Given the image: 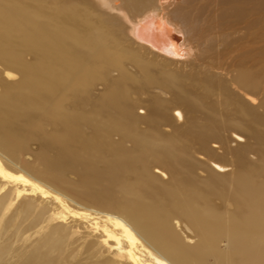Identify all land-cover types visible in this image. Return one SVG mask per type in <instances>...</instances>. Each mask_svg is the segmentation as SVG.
<instances>
[{"label": "bare ground", "instance_id": "6f19581e", "mask_svg": "<svg viewBox=\"0 0 264 264\" xmlns=\"http://www.w3.org/2000/svg\"><path fill=\"white\" fill-rule=\"evenodd\" d=\"M0 66V264H56L70 214L76 264H264V0H0ZM27 133L105 209L13 168Z\"/></svg>", "mask_w": 264, "mask_h": 264}, {"label": "rangeland", "instance_id": "374dc122", "mask_svg": "<svg viewBox=\"0 0 264 264\" xmlns=\"http://www.w3.org/2000/svg\"><path fill=\"white\" fill-rule=\"evenodd\" d=\"M14 75H16V76H14ZM14 75L12 77L8 78L7 73L4 72L2 70V67L0 66V81L3 80V81H8L9 82L11 80H17L19 78V74H14ZM0 86H1V84H0ZM0 88H1L0 89V92H1L2 91V86ZM143 127L144 126H142L141 128H143ZM165 129L166 130H170V127H166ZM26 137H27L26 138L27 141H26V143L24 145L25 147H23L24 149L23 150L20 149L19 151H17V153L14 155L15 158L14 157L10 158V156L6 152H4L5 153L4 154L5 157L7 156L6 160H11L12 161L14 159L12 161L14 163L13 164H12V162L10 163L11 166L15 165V166H17V169H23V170L27 171L28 173H31L33 176L37 177L41 181H43V182L45 181L46 184H48L49 186H52L53 188L59 190L63 194L66 193L65 194L66 196L71 197L74 200H76V202H78V203H73V205H72L73 207L86 206V207L92 208V209H97V208L100 209V210L105 209V208H103L104 206L102 204H99V206H98V203H94L93 204L92 202L85 201V200L81 199L69 187L66 188V186H64L63 184H60L59 182H57L55 180H52L50 177H48L46 175V173H45L43 164H41L40 161L37 158V156L40 153H43L44 150H45V148L41 146V145H43V143L40 142L37 139L30 138L28 133L26 134ZM2 153H3V151H2ZM56 153H57V150L56 151H52V152L50 151L47 155L52 156V155H54ZM15 166H12V167L16 169ZM77 172L78 171L71 170V171L68 172V174H66L67 180H69L72 184H75V183L77 184V182L81 178V176H80L81 174L79 172H78L79 173L78 174ZM71 216H73V215L70 214L69 223L77 225L78 226V228H77L78 231L75 233V235H74L75 237H72L69 240L68 239L65 240L63 245L62 244H61L62 246L60 245V248H61L60 250L61 251H57L55 253L57 255H55L54 253L52 254L53 257L51 259L56 264H65V263L66 264H70V263L71 264H76L77 261L78 262H82V263H86L90 259V256L92 254H94L96 249H97L95 247V248L91 249L88 252V251L85 250V248H82V249L80 248V244L78 242V239L81 240V237H86L88 234H90L91 237H89V240L95 242V240H97V236L99 235V232L95 231V229L91 230V229H87V228L83 227L82 225L80 226V224H82V219L80 217H78V216H75L76 218H74V216L73 217H71ZM71 219H74V220H71ZM78 219H80V221ZM95 232H96V234H94ZM3 238L4 239L7 238L6 234L3 236ZM3 238H2V240H4ZM27 244H29V243H27ZM69 244H71V245H69ZM24 245H26V244H24V242L22 240L16 242V246L17 247L24 246ZM225 245H226L225 243H222V248L223 249H225ZM70 251H72V252H70ZM103 251L105 252L104 257L108 258L110 255H109V252L107 251V249L105 247H104ZM212 262H213V260L210 259L209 260V264H212Z\"/></svg>", "mask_w": 264, "mask_h": 264}]
</instances>
